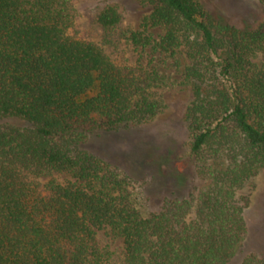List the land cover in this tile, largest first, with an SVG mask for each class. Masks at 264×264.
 I'll use <instances>...</instances> for the list:
<instances>
[{
    "label": "trees",
    "instance_id": "obj_1",
    "mask_svg": "<svg viewBox=\"0 0 264 264\" xmlns=\"http://www.w3.org/2000/svg\"><path fill=\"white\" fill-rule=\"evenodd\" d=\"M147 3L141 29L110 3L85 37L74 0H0V119L27 124L0 123V264H111L99 230L121 239V264H264L254 252L235 262L248 232L236 189L264 169V20L240 29L199 0ZM130 47L184 61L189 155L204 182L148 215L134 174L83 148L164 107L163 77L130 63Z\"/></svg>",
    "mask_w": 264,
    "mask_h": 264
},
{
    "label": "rangeland",
    "instance_id": "obj_2",
    "mask_svg": "<svg viewBox=\"0 0 264 264\" xmlns=\"http://www.w3.org/2000/svg\"><path fill=\"white\" fill-rule=\"evenodd\" d=\"M74 1L75 22L80 35L85 37L97 34L94 17L106 4L118 5L124 23L133 30L142 28L144 17L151 11L147 0ZM199 1L212 16L240 29L251 28L264 20V10L256 0ZM152 32L155 36L161 34L157 29ZM126 57L132 64L153 67L161 74L163 81L158 92L164 107L142 126L89 136L83 148L134 174V203L142 215H148L159 209L163 197L185 196L193 187H202L204 182L194 177L189 155L190 136L185 109L191 100V92L181 74L184 61L180 60L181 66L175 67L163 54L150 48L130 47ZM0 123L27 126L14 118L0 119ZM236 195L247 199L244 218L248 232L235 262L248 252L257 253L264 259V169L241 184ZM97 237L101 245L110 250L111 264H121V239L111 237L107 230L97 231Z\"/></svg>",
    "mask_w": 264,
    "mask_h": 264
}]
</instances>
